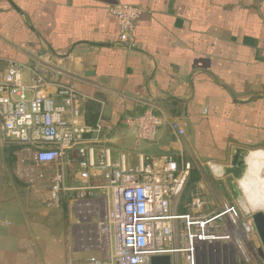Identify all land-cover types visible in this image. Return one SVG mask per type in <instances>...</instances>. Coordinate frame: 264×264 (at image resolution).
Masks as SVG:
<instances>
[{
  "label": "crops",
  "instance_id": "0c3cea01",
  "mask_svg": "<svg viewBox=\"0 0 264 264\" xmlns=\"http://www.w3.org/2000/svg\"><path fill=\"white\" fill-rule=\"evenodd\" d=\"M119 3L143 9L132 47L118 42L109 13ZM8 60L22 65L25 80L42 74L51 94L67 84L83 95L85 123L102 125L97 154L109 148L113 164L123 155L133 167L139 154L189 161L198 178L180 194V211L194 195L205 211L223 206L216 177L226 173L212 166L229 165L237 150L264 154V0H0V74ZM147 109L162 120L152 142L124 123ZM173 119L183 134L170 127ZM11 146L24 151L0 129V264L104 256L92 245L96 219L87 208L64 196L57 205L50 200L54 167L10 153ZM73 156L65 166L72 186ZM12 160L28 168L11 173Z\"/></svg>",
  "mask_w": 264,
  "mask_h": 264
},
{
  "label": "built area",
  "instance_id": "2783aa9c",
  "mask_svg": "<svg viewBox=\"0 0 264 264\" xmlns=\"http://www.w3.org/2000/svg\"><path fill=\"white\" fill-rule=\"evenodd\" d=\"M142 12L131 3L109 8L119 43L134 45ZM46 85V78L35 71L25 80L22 65L8 60L0 74V129L4 139L21 145L35 165L54 167L49 185L54 204L64 196L86 207L90 220L96 219L92 245L104 256L90 254L69 264H150L155 255H169L171 264H208L210 247L250 239L256 233L251 216L243 220L233 202L205 211L203 198L194 195L182 204V211L177 209L191 170L189 161L178 163L170 154H139L137 165L129 167L123 155L113 164L109 148L101 147L97 154L102 125L85 123L81 108L85 97L71 85H57L55 94ZM161 122L150 109L124 119L134 127L138 140L149 142L155 140ZM169 124L183 134L180 120ZM71 152L74 186L66 183ZM93 190L103 193V202L89 200Z\"/></svg>",
  "mask_w": 264,
  "mask_h": 264
},
{
  "label": "rangeland",
  "instance_id": "374dc122",
  "mask_svg": "<svg viewBox=\"0 0 264 264\" xmlns=\"http://www.w3.org/2000/svg\"><path fill=\"white\" fill-rule=\"evenodd\" d=\"M17 151H21L20 148L16 149ZM15 151V150H14ZM22 154L25 153V151H21ZM20 152V153H21ZM24 155V154H23ZM246 161H251L250 156H245ZM13 159V158H11ZM259 163L262 165L261 171L259 173L260 176V185H264V154L260 159H258ZM26 163V161L24 162ZM245 167H247V163L244 164ZM10 171L11 173H17L18 169H25L28 168V165H18L17 161H11L10 164ZM237 171V170H236ZM32 172V171H31ZM31 172H29L31 174ZM34 173V172H32ZM227 177H233L234 183L238 189V195L235 196L229 184L226 181ZM240 176L237 178V176H234L231 174H224L223 176L216 177V180H220V184L218 186L219 196H223V193L226 194V199L224 201L226 202H233L237 205L239 208L242 219H248L255 211H262L264 213V208H260L258 210H252L251 208L244 209L245 204V196L243 195V191L240 186ZM217 183V181H214ZM231 191V192H230ZM230 193L232 194V197H230ZM239 247L240 250L235 246ZM258 248H260V241L254 233L250 239L248 238H237L236 242L231 243L226 246H213L210 247L209 250V259L208 264H264V257H261L258 253Z\"/></svg>",
  "mask_w": 264,
  "mask_h": 264
},
{
  "label": "bare ground",
  "instance_id": "6f19581e",
  "mask_svg": "<svg viewBox=\"0 0 264 264\" xmlns=\"http://www.w3.org/2000/svg\"><path fill=\"white\" fill-rule=\"evenodd\" d=\"M262 155V153L251 155V161H247V167L240 174V186L243 191V195L245 196V204L243 205L244 209L251 208L252 210H258L260 208H264V185H260L259 176L262 165L258 161ZM212 167L214 172L221 173L222 167L218 165ZM243 226L244 229L249 233V222L245 221Z\"/></svg>",
  "mask_w": 264,
  "mask_h": 264
},
{
  "label": "water",
  "instance_id": "95a60500",
  "mask_svg": "<svg viewBox=\"0 0 264 264\" xmlns=\"http://www.w3.org/2000/svg\"><path fill=\"white\" fill-rule=\"evenodd\" d=\"M247 163L245 155L239 154L237 150L232 157V160L229 165L222 167V171L226 174H233L240 176L241 172L246 168L244 164ZM236 170H238L236 172ZM227 183L229 184L232 193L237 196L238 189L234 183L233 177L226 178ZM252 221L254 224L256 235L260 241V248H258V253L261 257H264V213L262 211H255L252 216ZM150 264H171V258L169 255H155L150 257Z\"/></svg>",
  "mask_w": 264,
  "mask_h": 264
},
{
  "label": "trees",
  "instance_id": "16d2710c",
  "mask_svg": "<svg viewBox=\"0 0 264 264\" xmlns=\"http://www.w3.org/2000/svg\"><path fill=\"white\" fill-rule=\"evenodd\" d=\"M17 148H19V146H11L9 148L10 153H13L14 150H16ZM197 178L198 177H197L196 171L191 168L187 182L189 181V184H190L192 183V181L196 180Z\"/></svg>",
  "mask_w": 264,
  "mask_h": 264
}]
</instances>
